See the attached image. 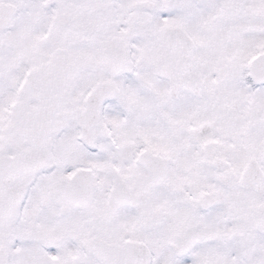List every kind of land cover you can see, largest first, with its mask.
Here are the masks:
<instances>
[{
	"label": "snow or ice",
	"instance_id": "6c2138e0",
	"mask_svg": "<svg viewBox=\"0 0 264 264\" xmlns=\"http://www.w3.org/2000/svg\"><path fill=\"white\" fill-rule=\"evenodd\" d=\"M0 264H264V0H0Z\"/></svg>",
	"mask_w": 264,
	"mask_h": 264
}]
</instances>
